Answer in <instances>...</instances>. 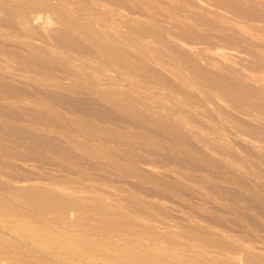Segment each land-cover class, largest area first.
I'll use <instances>...</instances> for the list:
<instances>
[{
    "label": "rangeland",
    "instance_id": "obj_1",
    "mask_svg": "<svg viewBox=\"0 0 264 264\" xmlns=\"http://www.w3.org/2000/svg\"><path fill=\"white\" fill-rule=\"evenodd\" d=\"M1 1L0 264H264V0Z\"/></svg>",
    "mask_w": 264,
    "mask_h": 264
},
{
    "label": "bare ground",
    "instance_id": "obj_2",
    "mask_svg": "<svg viewBox=\"0 0 264 264\" xmlns=\"http://www.w3.org/2000/svg\"><path fill=\"white\" fill-rule=\"evenodd\" d=\"M6 1H7V0H6ZM10 1H11V0H10ZM15 1H17V0H15ZM24 1H25V0H24ZM24 1H23V2H24ZM31 1H32V0H31ZM18 2H20V0H18ZM23 2H22V3H23ZM26 2H28V1H26ZM33 2H34V1H33ZM33 2H32V3H33ZM38 2H39V1H38ZM40 2H41V1H40ZM8 3H10V2L8 1ZM14 3L16 4V2H14ZM20 3H21V2H20ZM28 3H29V2H28ZM34 3H35V2H34ZM34 3H33V5H34ZM43 3H44V2H43ZM4 4H7V3H4ZM12 4H13V3H12ZM41 4H42V3H41ZM7 5H8V4H7ZM16 5H17V4H16ZM37 5H38V4H37ZM49 5H50V4H49ZM26 6H27V5H25V6L23 7V9H24ZM35 6H36V5H34V7H35ZM41 6H42V5H41ZM46 6L49 7V6L47 5V2H46ZM50 6H52V5H50ZM5 7H6V6H5ZM12 7H15V6H12ZM52 7H54V6H52ZM2 8H3V7H2V1H1V4H0V10H2ZM9 8H11V6H9ZM16 8L18 9L19 7L16 6ZM27 8H28V11H31L32 9H34V8H32V6H31V7H28V6H27V7L25 8V9H26V12L24 13L25 16H26L28 13H30V12L27 13ZM50 8H51V7H50ZM50 8H49V9H50ZM19 9H20V8H19ZM21 9H22V8H21ZM21 9H20V10H21ZM29 9H31V10H29ZM52 9L54 10L55 8H52ZM56 9H57V8H56ZM56 9H55V11H56ZM5 10H6V9H5ZM9 10H10V9H9ZM12 10H13V9H12ZM14 10H15V8H14ZM14 10H13V13H16V10H15V12H14ZM2 11H3V10H2ZM17 11H18V10H17ZM21 11H23V10H21ZM24 11H25V10H24ZM24 11H23V12H24ZM33 11L35 12V10H33ZM33 11H32V12H33ZM37 11H38V10H37ZM50 11H51V9H50ZM57 11H58V9H57ZM18 12L20 13V11H18ZM18 12H17V13H18ZM58 12H59V11H58ZM13 13H11L10 15H12ZM17 13H16V14H17ZM19 13H18V14H19ZM26 13H27V14H26ZM36 13H37V12H36ZM36 13H34V14H35V15H39V14H36ZM39 13H40V12H39ZM53 13H56V12H53ZM59 13H61V12H59ZM62 13H63V12H62ZM66 13H67V12H66ZM5 14H6V13H5ZM7 14H8V12H7ZM24 14H23V16H24ZM32 14H33V13H32ZM34 14L32 15V18H33V16H34ZM48 14H49V12H48ZM57 14H58V13H57ZM3 15H4V14H3ZM10 15H9V16H10ZM13 15H14V14H13ZM19 15H20V14H19ZM19 15H18V16L16 15V16H17L16 18H18ZM62 15H63V14H61L59 18H61ZM66 15H67V14H66ZM21 16H22V15H20V17H19V18H20V23H21L22 21H24V23H25L24 25H26V22H28V21L31 20V19L28 20V17H27V19H24L23 16H22L23 20H21V19H22ZM12 17H14V16H12ZM29 17H30V14H29ZM14 18H15V17H14ZM35 19L37 20V17H35ZM27 20H28V21H27ZM33 20H34V19H32V21H33ZM36 20H35V21H36ZM39 20H40V19H39ZM44 20H45V19H44ZM37 21H38V20H37ZM14 22H15V21H14ZM38 22H40V21H38ZM72 22H74V21H72ZM28 23H29V22H28ZM79 23H81V22H79ZM109 23H110V22H109ZM30 24L33 26V23H30ZM75 24H77V23H74V25H75ZM88 24H89V23H88ZM88 24H86V25H88ZM27 25L29 26V24H27ZM27 25H26V26H27ZM64 25H66V24H64ZM70 25H71V24H70ZM74 25H72V26H74ZM84 25H85V24L81 25V26H82L81 29H79L80 27H79V28L77 27L78 25H77V26L75 25V26L77 27V29H79V31H80V30L83 31V26H84ZM127 25H128V24H127ZM41 26H42V25H41ZM79 26H80V25H79ZM67 27H68V26H67ZM69 27H70V26H69ZM93 28H94V27H93ZM40 29H41V28H40ZM85 29H86V28H85ZM98 29H100V28H98ZM98 29H96V30H98ZM61 30H63V29H61ZM73 30H74V29H73ZM75 30H76V28H75ZM87 30H88V29H87ZM87 30H85V31L88 32L89 30H88V31H87ZM100 30H101V29H100ZM27 31H28V30H27ZM77 31H78V30H76V32H77ZM79 31H78V32H79ZM82 31H81V32H82ZM102 31H103V29H102ZM86 32H84L83 34H84V35H87ZM90 32L93 33V34H95V33H94L95 31H93V32L90 31ZM30 34H31V33H30ZM83 34H82V35H83ZM89 34H90V33H89ZM105 34H106V33H105ZM16 35H17V34H16ZM51 35H52V34H51ZM90 35H91V34H90ZM90 35H88L89 38H90ZM95 35H96V34H95ZM36 36H38V35H36ZM92 36H93V35H92ZM92 36H91V38H92ZM112 36H113V35H112ZM56 37H57V35H56ZM86 37H87V36H86ZM93 37H94V36H93ZM96 37L98 38V36H96ZM100 37H101V36H100ZM106 37H108V36H106ZM106 37H105V38H106ZM115 37H116V36H115ZM60 38H61V37H60ZM87 38H88V37H87ZM94 38H95V37H94ZM94 38H93V39H94ZM102 38H103V37H102ZM93 39H92V40H93ZM67 40H68V39H67ZM77 40H78V39H77ZM116 40H117V39H116ZM94 41H95V43L97 42V40H95V39H94ZM94 41H93V42H94ZM99 41H101V39H99ZM104 41H105V40H104ZM110 41H111V40H110ZM113 41H114V40H113ZM117 41H118V40H117ZM101 42H102V41H101ZM111 42H112V41H111ZM114 42H115V41H114ZM42 43H43V42H42ZM79 43H80V42H79ZM96 44H97V43H96ZM111 44H112V43H111ZM111 44H110V45H111ZM116 44H117V42H116ZM116 44H115V45H116ZM118 44H119V43H118ZM121 44H122V43H121ZM98 45H99V43H98ZM100 45H101V43H100ZM107 45H108V44H107ZM113 46H114V45H113ZM113 46L111 45V49L109 48V47H110L109 45H108V47H107V46H106V47L110 49V52L112 53V55L115 56L116 59L118 58L120 61L124 62V63L120 62V64L122 63L121 66L124 65V64L126 63V65H127V64L130 65V66L132 67V69H133V68H134L135 70H136V69H140L139 66H138L137 64H134V63L132 62V61H133L132 59H130V60H132V61L130 62V61H129V58H126V57H125L126 54L123 52L124 50L121 49L122 46H121V47H113ZM117 46H118V45H117ZM102 47H103V45H101V48H102ZM106 47H105V48H106ZM99 48H100V47H99ZM41 49H42V48H41ZM42 50H43V49H42ZM99 50H100V49H99ZM104 50H105V49L103 48V51H104ZM100 51H101V50H100ZM101 52H102V51H101ZM104 52H105V51H104ZM215 52H216V51H215ZM89 53H90V52H89ZM106 54H107V52H106ZM109 54H110V53H109ZM129 54H130V53H129ZM76 55H77V54H76ZM90 55H91V54H90ZM95 55H96V54H95ZM62 56H63V55H62ZM126 56H127V55H126ZM138 56H139V55H138ZM88 57H89V56H88ZM127 57H128V56H127ZM109 58H110V57H109ZM112 58H113V56H112ZM115 58L113 59V61H118V60H116ZM57 61H58V60H57ZM108 61H110V60H108ZM111 61H112V59H111ZM111 61H110V62H111ZM134 61H135V60H134ZM85 63H86V62H85ZM111 63H112V64H115V62H114V63L111 62ZM117 63H119V61L116 62V64H117ZM140 63H141V62H140ZM118 65H119V64H118ZM144 65H145V64H144ZM130 66H129V67H130ZM137 66H138V68H137ZM124 67H125V66H124ZM126 67H128V66H126ZM146 67H147V66H146ZM122 68H123V67H122ZM127 69H128V68H125V71H126ZM132 69H131V70H132ZM134 69H133V70H134ZM148 69H149V68H148ZM148 69H146V70H148ZM151 69H152V68H151ZM123 70H124V69H123ZM133 70H132V72H133ZM128 71H129V70H128ZM143 74H144V73H143ZM155 76H156V75H155ZM136 78H137V77H136ZM142 78H143V77H142ZM146 78H147V77H146ZM156 78H157V77H156ZM153 79H154V78H153ZM142 81H143V80H142ZM155 81H156V80H155ZM164 81H165V80H164ZM146 83H147V82H146ZM179 83H180V82H179ZM162 85H163V84H162ZM167 85H168V84H167ZM219 85H220V84H219ZM140 88H141V87H140ZM172 88H173V87H172ZM152 89H153V88H152ZM190 92H191V91H190ZM99 93H100V92H99ZM107 93H108V92H107ZM182 94H183V93H182ZM111 95H112V94H111ZM106 96H107V95H106ZM127 96H129V95H127ZM160 96H161V95H160ZM185 96H186V95H185ZM181 100H182V99H181ZM150 101H151V100H150ZM172 102H173V101H172ZM183 103H184V102H183ZM193 103H194V102H193ZM120 104H121V102H120ZM185 104H186V103H185ZM127 105H128V104H127ZM134 106H135V105H134ZM187 108H188V107H187ZM118 109H119V108H118ZM128 109H129V108H128ZM134 110H135V109H134ZM187 113H188V112H187ZM147 116H148V115H147ZM157 116H158V115H157ZM159 116H160V115H159ZM229 116H230V115H229ZM151 117H152V116H151ZM231 117H232V116H231ZM76 122H77V121H76ZM77 123H78V122H77ZM77 123H76V124H77ZM158 124H159V123H158ZM80 125H81V124H80ZM238 125H239V124H238ZM88 128H89V127H88ZM176 130H177V129H176ZM112 134H113V133H112ZM119 136H120V135H119ZM171 136H172V135H171ZM187 138H188V137H187ZM203 141H204V140H203ZM186 145H187V144H186ZM204 156H205V155H204ZM138 206H139V205H138ZM17 212H18V210H17ZM24 213H25V212H24ZM4 214H7V213L4 212ZM14 214H16V212H15ZM18 214H19V212H18ZM20 214H22V213H20ZM25 214H27V213H25ZM7 215H8V214H7ZM7 215H6V216H7ZM12 215H13V214H12ZM23 216H24V215H23ZM29 216H30V215H29ZM15 217H16V219H17V216H15ZM21 217H22V216H21ZM30 217H31V216H30ZM19 218H20V217H19ZM20 219H21V218H20ZM20 219H19V220H20ZM22 219H23V218H22ZM29 219H30V218H29ZM33 219H35V216H34ZM19 220H17V222H18ZM41 220H42V219H41ZM43 220H44V219H43ZM43 220H42V221H43ZM17 222H16V223H17ZM38 222H40V221H38ZM13 223H14V225H15V227H16L15 222H13ZM28 223H29V222H28ZM30 223H31V222H30ZM30 223H29V224H30ZM18 224H19V223H18ZM20 224H23V221H22V223H20ZM35 224H36V223H35ZM39 224H40V223H39ZM39 224H37V225H39ZM12 225H13V224H12ZM26 225H27V224H26ZM31 225H32V224H31ZM37 225H35V226H36V229H38ZM40 225H41V224H40ZM43 225H44V221H43ZM17 226H18V225H17ZM24 226H25V225H24ZM24 226H23V227H24ZM33 226H34V225H33ZM46 226H47V223H46ZM15 227H14V228H15ZM18 227H19V226H18ZM26 227H28V230H30L29 227H31V226H30V225H27ZM26 227H24V228H26ZM187 227H188V226H187ZM14 228H13V229H14ZM19 228H20V227H19ZM40 228H42V229H40ZM40 228H39V229H40V233H41V234H44V233H45V232H44V229H43L44 226H43V227L41 226ZM46 228H47V227H46ZM46 228H45V231L47 230ZM50 228H51V227H49V229H50ZM26 229H27V228H26ZM36 229L34 228V229H33V232H34V230H35V231H38V230H39V229H38V230H36ZM52 229H53V232H56V233L58 232V231H54V228H52ZM57 229H58V228H57ZM57 229H55V230H57ZM59 229H60V227H59ZM17 230H18V229H17ZM28 230H27V233H26V234H28V232H29ZM41 230H43L44 233H42ZM61 230H62V229H61ZM61 230H60V231H61ZM22 231H25V230H23V228H22ZM31 231H32V230H31ZM31 231H30V233H32ZM47 232H48V237L50 238L49 234L51 235L52 231L49 232V231L47 230ZM47 232H46V233H47ZM19 233H20V229H19ZM30 233H29V234H30ZM37 233H39V232H37ZM37 233H35V234H37ZM62 233H63V232H62ZM22 234L24 235L25 233H22ZM37 235H38V234H37ZM42 236H43V235H42ZM44 236L47 237V235H44ZM36 237H37V236H36ZM40 237H41V236H40ZM45 237H44V238H45ZM27 238H29L28 240L31 239V237H29V236H27ZM32 238H34V237L32 236ZM42 238H43V237H41V239H42ZM49 238H48V239L45 238V240H49ZM53 238H54V237H53ZM50 239H51V238H50ZM89 239H90V242H91V238H89ZM94 239H95V242H96V243H97V241L99 240V239L96 240L97 238H92V240H94ZM31 240H32V239H31ZM45 240H43V241H45ZM87 240H88V239H87ZM87 240L84 241L85 244H86ZM5 241H7V240L1 241V242H5ZM50 241H51V240H50ZM50 241H48L49 244H50V243H53V241H51V242H50ZM55 241H57V240H55ZM88 241H89V240H88ZM100 241H101V240H100ZM7 242H8V241H7ZM90 242H89V244L91 245ZM92 242L95 244L94 241H92ZM98 242H99V241H98ZM101 242H103V241H101ZM9 243H10V242H9ZM57 243H58V242H57ZM57 243L55 242V244H57ZM62 243H63V242H62ZM87 243H88V242H87ZM5 244L7 245L8 243H5ZM89 244L85 245L84 248L86 249V246H87V248H88V246H90ZM98 244H100V242H99ZM98 244H97V245H98ZM8 245H9V244H8ZM51 245H52V244H51ZM59 245H60V247L62 246L61 244H59ZM63 245L66 246L65 243H64ZM67 245H69V244H67ZM82 245L84 246V244H82ZM97 245L95 244V245H93V246H96V248H97ZM103 245L106 246V243H105V244L102 243V246H103ZM9 246H12V243H11ZM54 246H55V245H54ZM57 246H58V245H57ZM57 246H56L55 248H57ZM70 246H72V245L70 244ZM70 246H68V247H70ZM91 246H92V245H91ZM93 246H92V247H93ZM99 246H101V244H100ZM99 246H98V248H99ZM102 246L100 247L101 249L104 248V246H103V247H102ZM62 248H63V246L61 247V249H62ZM65 248H66V250H70V248L67 249V246H66ZM94 248H95V247H94ZM100 248H99V249H100ZM59 249H60V248H59ZM71 249H72V248H71ZM89 250H91V247H89ZM92 250H94V249H92ZM92 250H91V252L89 251V253H93L94 251H92ZM85 251H86V250H85ZM87 252H88V251H87ZM95 252H96V249H95ZM95 252H94V253H95ZM98 252H99V251H97V253H98ZM209 252H210V251H209ZM94 253H93V255H94ZM102 254H103V253H102ZM141 254H143V253H141ZM89 255H90V254H89ZM96 255H98V254H96ZM128 255H129V254H128ZM128 255H127V257H128ZM131 255H132V254H131ZM131 255H130V256H131ZM138 255H139V254H138ZM130 256H129V257H130ZM135 256H136V255H135ZM144 256H146V255H144ZM147 256H148V255H147ZM127 257H125V258H127ZM137 257H138V256H137ZM141 257H142V256H141ZM141 257L139 256V259H137V258L135 257L137 260H139V262H140L141 264H154V262L156 261V259H154L155 261L153 260L154 262H153L152 260H150V259H151V258H150L151 256H149L150 259H148L147 257H146V259H145V257H142V258H141ZM131 258H133V259L136 261V259L134 258V256L131 257ZM143 258H144L145 260H144ZM134 260H133V261H134ZM157 260H158V259H157ZM135 261H134V262H135ZM113 262H114V261H113ZM157 262H158V261H157ZM162 262H163V261H161V263H162ZM137 263H138V262L136 261V264H137ZM140 263H138V264H140ZM159 263H160V261H159ZM161 263H160V264H161ZM155 264H156V262H155ZM164 264H165V263H164ZM204 264H206V263H204Z\"/></svg>",
    "mask_w": 264,
    "mask_h": 264
}]
</instances>
